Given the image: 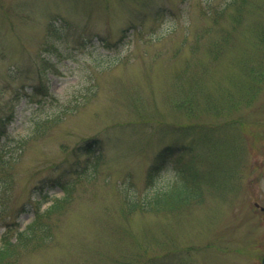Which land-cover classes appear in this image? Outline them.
Wrapping results in <instances>:
<instances>
[{
	"label": "rangeland",
	"instance_id": "374dc122",
	"mask_svg": "<svg viewBox=\"0 0 264 264\" xmlns=\"http://www.w3.org/2000/svg\"><path fill=\"white\" fill-rule=\"evenodd\" d=\"M258 21L264 0H0V117L12 116L0 139L7 207L36 205L39 188L60 176L70 186L50 188L44 209L60 199L59 209L26 213L9 231L14 241L35 219L52 227L51 240L39 235L15 264H262L264 75L251 103L232 109L238 94L219 99L241 89L242 62L256 54L244 36ZM186 95L189 112L176 102ZM166 148L159 184L148 188ZM182 167L199 175L198 200L131 209ZM14 222L0 217V246Z\"/></svg>",
	"mask_w": 264,
	"mask_h": 264
},
{
	"label": "trees",
	"instance_id": "16d2710c",
	"mask_svg": "<svg viewBox=\"0 0 264 264\" xmlns=\"http://www.w3.org/2000/svg\"><path fill=\"white\" fill-rule=\"evenodd\" d=\"M246 1V0H244ZM246 4V3H245ZM244 8V6H241L237 8V17H241L239 13L241 10ZM236 17V18H237ZM248 21V20H247ZM250 22V21H249ZM238 23V22H237ZM253 24V23H252ZM250 28H251V23H249ZM54 27H51L49 30L50 35L54 34ZM251 36L249 37L248 35H245L244 38H249L250 43L252 44L254 50L256 51V54H253V61L248 60L247 63L246 61L242 62V74L239 78L240 82L238 83L239 86L241 87L240 90H235L232 88H228L224 91H221L219 94V99L220 96L223 97L225 100H230L231 97L234 94H238L239 96L237 99L233 100L237 105H233L232 109H237L241 107L242 105H247L248 103H251V100L253 97L260 92L261 88L259 84L262 81V77L264 75V24L261 23L260 21L256 22L255 25H253V30L251 28ZM227 30L221 33L220 37L215 40L214 48L211 50V53L215 55V57H218L220 54H222V51L224 50V46L226 44V39H227ZM231 35L228 34V38ZM251 64H248L250 63ZM245 75V76H244ZM182 79L186 78L185 74H182L181 77ZM183 81V80H182ZM255 82L258 83V86H255ZM195 87L194 91L196 93L199 85H201V82L198 79H195ZM200 89V88H199ZM192 93V91H183L182 95ZM202 94H204L201 91ZM207 94V93H206ZM208 98L211 99V95H207ZM190 95L183 96V99L185 101H176L178 102V107L179 109L183 110L184 112H189L191 108H189L188 101L190 99ZM175 103V102H174ZM67 106L66 104H62V108ZM76 107V106H74ZM70 108V107H69ZM231 108V107H230ZM217 110L220 108H216ZM69 109L67 108L66 110L63 109V113L69 112ZM57 116V115H56ZM12 116H7L5 118L0 117V138L4 134V128L3 130L1 129L2 126L8 125L10 122ZM54 117V116H52ZM61 117V116H59ZM46 120H53L51 117H47ZM46 120H38L35 122V129H39L41 125H43ZM1 150V148H0ZM169 152V149L166 148L164 151H162L158 157H157V162L153 164L152 166L149 167L147 176H146V181H147V187L152 188L153 185L159 184V178L158 174L161 173L164 168L163 165H166L165 162L168 161L169 157H167ZM183 153V152H182ZM0 163H2V167L0 168V172L4 171L5 164L7 161L0 160ZM191 168V166H189ZM190 168H185L182 167L178 172H177V177H176V182L172 184L171 186H168L167 188L163 189L162 191H155L153 193H149L147 196V200L142 204H136L137 202L132 203L133 210H145L148 211L153 210L157 211L160 209H174L177 210L178 208H182L186 205L191 204L192 202H195L196 199L198 200L201 195L202 191V182L198 178L199 175L196 171L194 170H189ZM4 175V173L2 174ZM58 179H61V176L59 178H56L57 184H47V185H42L39 188V192H37L39 198L38 202L36 205H34L32 202L29 203H21L18 205L16 208L10 207L8 208V194L11 192V179L9 177H6V174L4 176L0 175V217L2 220H6V214L10 215L11 218H13L16 222L14 224H4L5 227H7L6 232L2 236V245L0 247V264H15L16 257L19 253V250H26L27 247H32L34 249V245L37 242V237L40 235L38 240L42 243L48 242L52 238V227L49 224L46 223H41L38 219H35L33 222H31L23 231H19L17 233V237L15 238L14 241H12L11 236L9 235V231L12 229L13 226L18 228L19 224V219L21 218L22 215L29 213L33 211L34 213L39 214V212L42 210V206L44 203L48 202L51 200L50 196V188H55L56 186L62 187L65 190H68L70 187L68 184L65 185L63 183H60ZM36 196L34 201L36 200ZM54 199V198H53ZM55 202L53 205H51L47 210L44 211L46 214H50L54 212L56 209L60 208V199H55ZM40 217V215H39ZM34 241V242H33ZM33 242V243H31Z\"/></svg>",
	"mask_w": 264,
	"mask_h": 264
},
{
	"label": "water",
	"instance_id": "95a60500",
	"mask_svg": "<svg viewBox=\"0 0 264 264\" xmlns=\"http://www.w3.org/2000/svg\"><path fill=\"white\" fill-rule=\"evenodd\" d=\"M262 210L264 211V208H262ZM263 264H264V258H263Z\"/></svg>",
	"mask_w": 264,
	"mask_h": 264
}]
</instances>
